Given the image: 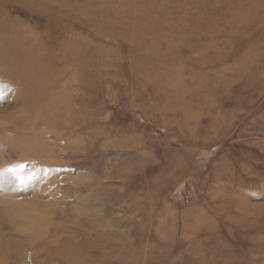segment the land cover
I'll return each instance as SVG.
<instances>
[{
    "label": "rangeland",
    "instance_id": "1",
    "mask_svg": "<svg viewBox=\"0 0 264 264\" xmlns=\"http://www.w3.org/2000/svg\"><path fill=\"white\" fill-rule=\"evenodd\" d=\"M130 33L170 42L156 82ZM39 58L73 127L5 70ZM31 123L49 133L26 140ZM46 181L53 213L33 201ZM0 238L17 243L0 264H264V0H0Z\"/></svg>",
    "mask_w": 264,
    "mask_h": 264
},
{
    "label": "bare ground",
    "instance_id": "2",
    "mask_svg": "<svg viewBox=\"0 0 264 264\" xmlns=\"http://www.w3.org/2000/svg\"><path fill=\"white\" fill-rule=\"evenodd\" d=\"M179 18V17H178ZM151 20V19H150ZM104 22V20H103ZM168 22V21H167ZM171 22V21H170ZM179 22V21H178ZM120 23V22H119ZM134 23H132L131 25L134 27L135 25H133ZM166 24V23H165ZM117 25V24H116ZM110 26V25H109ZM112 26V25H111ZM178 26V25H177ZM132 27V28H133ZM160 28V27H159ZM98 29V28H97ZM100 31V30H99ZM172 31V30H171ZM151 32L152 34H154L152 31H149ZM167 32V31H165ZM102 34V33H101ZM109 36V35H108ZM162 36V35H161ZM128 41L130 42L131 45H134L135 48H137L139 51V54H140V57L138 56V59H134V61L136 62L138 60V63H136L138 65V68L135 70V74L138 76L139 79L143 80V82L145 83H150L152 81H155L153 79H155V77L161 72L160 67L158 66H154L155 64L152 63L153 62V59H155L156 57H158V59L162 56H164V50H166L167 48H170V42H158V37L157 36H153V35H149V36H135L134 34H129L126 36ZM175 36H173L174 38ZM161 38V37H160ZM172 38V40H173ZM113 39V38H112ZM160 40V39H159ZM165 40H168V39H165ZM127 41V40H126ZM169 41V40H168ZM172 42V41H171ZM173 43V42H172ZM172 46V45H171ZM67 47L71 48V53L73 55V57H78L81 53L79 51V54H78V51L77 49H74L76 46H74V43H72V41H69L67 42ZM179 47V46H178ZM89 47H86L85 46V50L87 52H92V49H88ZM112 51V50H111ZM172 51V49H171ZM29 51H25L23 49H20V53L22 55H26ZM262 52V51H261ZM94 53V52H92ZM69 52L68 53H65L64 54V57L66 58H69ZM101 55V54H100ZM216 56V55H215ZM214 56V57H215ZM235 58H237L236 60L240 59L239 61H241V67H238V66H235V68H237L239 71L238 74H244L246 76H248V78H255V75L256 74L255 72H247L245 71V68H246V65L248 64V61H250V58L249 57H246L245 55L243 54H238V55H234ZM211 57V56H210ZM232 57V56H231ZM259 57H261L259 55ZM210 59V58H209ZM226 59V58H225ZM218 60V59H217ZM37 62H43V59L39 58V59H31V60H28L26 62H23V64H18L16 63L15 61H11L6 67H5V70L6 71H10L12 73H15L16 74V78L18 77H21L22 78V75H25V78H23L27 83V85L29 86L30 90H29V93L32 94L33 96H37L40 100L41 98L43 99V101L41 102V105H33L32 103H28L26 106L27 108H29L30 110H36L37 111V108L40 109L39 112H44L48 118V120L51 122V123H54L56 124L57 123V120L59 121V119H62L61 123L62 125H69V126H72L71 124H74L73 121L76 120V116H78V112H83V111H80V109H76V107L78 106H71L69 105V99H65V97L61 96V97H54L52 94H51V91L53 92L55 90V88H59L62 90V92H66L67 90H69V87L67 85H63L64 87H61V83L52 80L50 79L51 76L50 74H41V73H38L37 71H35V66L37 65ZM135 64V63H134ZM161 64V63H160ZM159 64V65H160ZM94 64L92 63H75V66L78 68H80L82 70V73L83 71H87V72H90L92 73V67H93ZM214 65V64H213ZM250 67V66H249ZM160 68V69H159ZM205 68V67H204ZM99 70H102L101 67H97L96 68V73L99 72ZM178 70V69H177ZM225 70V69H224ZM163 71V70H162ZM201 71H203L201 69ZM223 71V70H222ZM251 71V70H250ZM224 73V72H223ZM229 73V72H228ZM213 74V73H212ZM98 75V74H97ZM216 75H219L216 73ZM215 75V76H216ZM244 75H242L241 77H243ZM78 74L75 73L73 74V77L71 80H74L77 77ZM164 77H162V80H159L157 83H154L155 86L160 89H162V87L164 89H166L167 87H179L181 85V81H179V77H178V74H176V79H175V76L170 78V77H165L166 75L164 74L163 75ZM158 77V76H157ZM156 77V78H157ZM161 77V76H160ZM219 77V76H218ZM263 78V77H262ZM86 79V78H85ZM138 79V80H139ZM40 82L42 84L44 83H49L50 84V91L49 90H44V89H41L40 87H37L36 82ZM156 82V81H155ZM171 85V86H169ZM178 85V86H177ZM104 86H109L107 81L106 80H103L101 79L99 82H98V85H97V89L98 91L99 90H102L104 88ZM230 87V85H229ZM154 88V87H153ZM214 88V87H213ZM92 89V88H91ZM107 89V88H106ZM224 91H227L228 90V87H224L223 88ZM222 91V90H221ZM71 92V91H70ZM219 92V91H218ZM206 93V92H205ZM215 94V93H214ZM212 95V94H211ZM54 98H52V97ZM180 96V95H179ZM172 97V96H171ZM181 97V96H180ZM182 98V97H181ZM183 98L185 99V97L183 96ZM175 99V98H174ZM197 99V98H196ZM65 100L68 101L67 104L68 105H64L65 103ZM93 101V100H92ZM176 101V100H175ZM35 104V103H34ZM64 107H63V106ZM80 107H83V106H87L86 104H84L82 101H81V104H79ZM85 109H87L86 111H88V108L87 107H83ZM216 109V108H215ZM214 109V110H215ZM42 110V111H41ZM91 110V109H90ZM38 112V111H37ZM91 113V112H89ZM93 114L95 112H92ZM97 113V112H96ZM40 114V113H39ZM38 114V115H39ZM66 114H69V116L66 117ZM93 116V115H92ZM95 117V116H94ZM38 119V117H36ZM216 118L213 119L214 122H216L217 120H215ZM34 123H31V125L28 127V134L25 135L24 134V138L26 140H28L29 138L31 140H35V139H40L42 136H45L49 133V130H44V131H41L39 133H36L34 131ZM73 127V126H72ZM74 131V130H73ZM29 139V140H30ZM94 140V139H93ZM56 183L54 182H48L46 181V183H44L43 185H41L39 187V190L37 191V197H34V202L37 203V205H40L42 207H44L48 212L52 210V212L50 213H53V211L55 212V208H54V205L52 206V204H50L48 202V200H46V198H48L49 196H51V192H50V188L52 187H55ZM56 200V199H55ZM45 211V210H44ZM46 212V211H45ZM5 213V212H4ZM69 220V219H68ZM96 220V219H95ZM96 223L87 219V225L88 226H94ZM59 230V229H58ZM85 233V232H84ZM94 233V232H93ZM92 233V234H93ZM86 235V238H89L90 239L92 238L93 240L96 239V237L94 235ZM99 234V233H98ZM97 234V235H98ZM43 235V234H42ZM41 236V234H40ZM17 243L16 241H10V240H6L5 238H0V252H4L6 249H9V248H12L14 246H16ZM66 253L68 254H71L72 253H76V252H80L78 251V249L76 250H73L72 247L70 246L68 248V250H64ZM81 253V252H80ZM122 253V252H121ZM3 254V253H2ZM1 255V254H0ZM4 257L3 255H1V258Z\"/></svg>",
    "mask_w": 264,
    "mask_h": 264
},
{
    "label": "snow or ice",
    "instance_id": "3",
    "mask_svg": "<svg viewBox=\"0 0 264 264\" xmlns=\"http://www.w3.org/2000/svg\"><path fill=\"white\" fill-rule=\"evenodd\" d=\"M17 167L22 169L24 167V165H18ZM8 171L15 172L16 169L15 168H10V169H8ZM21 179H22V177H21Z\"/></svg>",
    "mask_w": 264,
    "mask_h": 264
}]
</instances>
